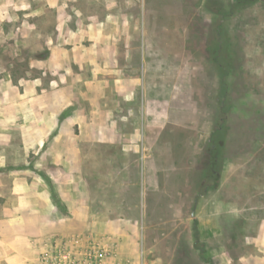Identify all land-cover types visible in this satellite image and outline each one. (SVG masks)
<instances>
[{
	"label": "rangeland",
	"instance_id": "obj_1",
	"mask_svg": "<svg viewBox=\"0 0 264 264\" xmlns=\"http://www.w3.org/2000/svg\"><path fill=\"white\" fill-rule=\"evenodd\" d=\"M11 1L15 4L3 8L4 14L10 13V18L16 20L12 30H17L26 19L44 37H54L57 18L65 17L67 0H59L62 5L59 11L46 9L42 1ZM21 1L28 4V10L23 11ZM236 1L73 0L70 3L73 8L69 5L66 13L72 27H77L79 22L86 25L90 17L99 20L109 17L104 30L117 34L114 43L119 52L118 64L127 67L124 76L137 73L142 84L143 79L144 84H157L164 76L171 77L172 85L180 80L190 84L186 95L192 99L196 117L194 124H189L192 133L185 134L180 131L185 128L171 126L163 134L161 147L165 151L156 154L158 166L169 167L173 158L175 169L159 171V192H146L134 156H116L112 164L92 157L90 170L66 175L54 169L50 159L46 160L49 169L35 170L37 161L31 155L27 165L31 177L25 179L32 192L42 193L44 215L54 210L59 214L54 219L60 227L55 241L50 235V218H43L46 230L43 244L57 246L54 252H44L46 259L56 258V264H225V257L229 256L231 264H241L239 259L252 253L250 246L243 245L244 237L254 235L264 222V4L237 11L231 8ZM5 2L0 0V4ZM24 12L30 17H24ZM35 13L43 14L35 17ZM218 39L221 50L228 52L229 57L232 138L226 143L217 189L203 195L202 185L211 186L214 181L206 167L204 152L219 111V70L212 61ZM20 44L24 48L23 58L28 62L35 41L28 38ZM18 64L23 68V63ZM166 148L174 156H166ZM8 157L11 169L7 163L0 170L5 181L9 180L8 176L23 174L12 169L22 164L20 157L15 153ZM127 165L131 167L126 168ZM224 165L229 176L221 187ZM204 170L205 179L201 177ZM67 178L75 185L66 184ZM8 182L10 186L6 184L1 189L3 195L13 194L12 179ZM82 182H86L84 187ZM21 194L17 188L16 197ZM31 203L29 210H21L19 198L12 201L10 234L4 237L10 239L11 246H22L19 238L24 236L19 233L24 226L34 231L33 199ZM231 210L236 213L234 217L224 215L220 222V229L224 230L220 245L201 240L200 234L196 242L195 223L197 230L200 220L209 225L211 211L224 214ZM3 214L0 211V219ZM21 214L26 216L21 218ZM66 216L71 218L68 223ZM72 225L74 230L70 233ZM66 229L68 234L61 233ZM28 237L30 245L35 246L34 235Z\"/></svg>",
	"mask_w": 264,
	"mask_h": 264
},
{
	"label": "crops",
	"instance_id": "obj_2",
	"mask_svg": "<svg viewBox=\"0 0 264 264\" xmlns=\"http://www.w3.org/2000/svg\"><path fill=\"white\" fill-rule=\"evenodd\" d=\"M30 1H42L50 11H59L62 6L59 0ZM72 1L65 2V17L57 18L54 37H44L26 19L17 30H12L16 20L11 19L8 12L4 14L3 7L15 2L6 0L0 4V170H4L7 163L11 169L7 156L15 153L22 164L12 169L23 173L8 176V181L12 179L13 194H2L1 189L10 183L0 177V211L4 213L0 219V264L57 262L56 258L44 257L45 251L54 252L57 246L43 244V234H46L43 218H50V235L55 241L60 227L54 219L59 214L54 210L44 215L42 193L32 192L26 181L30 176L31 169L27 165L31 155L37 161L35 170L49 169L46 160L50 159L53 168L66 175L90 170L92 157L112 164L116 156H134L136 164L140 165L146 192H159V171L175 169L173 158L169 167L158 166L156 154L165 151L161 147L164 132L172 126L185 128L180 130L185 134L192 133L193 127L189 124H194L196 110L192 99L186 95L190 84L180 80L172 85L170 76L162 77V82L157 84H144L143 79L142 84L137 73L124 76L127 67L118 64L119 52L114 43L117 34L104 30L109 17L102 20L90 17L86 25L79 22L77 27H72L68 23V11L66 13L69 5L73 8ZM20 4L23 11L29 9L26 2ZM23 16L30 17L25 12ZM28 38L34 39L35 45L27 62L20 43ZM18 63H23V68ZM174 116L180 119L175 120ZM166 149V156H174L170 148ZM226 170L224 165L221 187L229 176ZM51 181L57 187L56 180ZM85 183L82 182L83 187ZM66 184L73 186L75 182L67 178ZM17 188L22 192L17 196L21 210H29L33 199L34 231L24 226L19 233L24 236L19 238L22 246H11L10 239L5 238L10 234V210L13 199L17 198ZM235 214L234 210L224 214L211 211L208 226L201 220L198 222L201 240L220 245L224 232L220 229L221 219ZM65 218L67 223L71 219ZM70 229L72 233L74 226ZM64 231L69 233L68 229L61 233ZM30 235H34L35 246L30 245ZM243 245L250 246L252 253L243 255L239 259L241 264H264V222L254 235L244 237ZM224 263L231 264V258L226 256Z\"/></svg>",
	"mask_w": 264,
	"mask_h": 264
},
{
	"label": "trees",
	"instance_id": "obj_3",
	"mask_svg": "<svg viewBox=\"0 0 264 264\" xmlns=\"http://www.w3.org/2000/svg\"><path fill=\"white\" fill-rule=\"evenodd\" d=\"M255 4H264V0H237L231 5V8H235L237 11L243 10L249 6ZM223 35H221L222 37ZM220 40L217 41V52L215 50L216 56L212 58L214 65L219 70L220 88L218 91V114L216 126L206 144V149L204 152V157L207 162L206 167L211 172L214 179L211 186L208 184L202 185L203 195L210 191H215L219 185V178L221 169L223 166L224 159L226 157V143L231 140L232 136L230 134V122L232 118V106L230 104V86L228 82L229 78V57L228 52L221 50ZM215 47V45H214ZM216 167L218 169L216 170ZM205 171L201 173V177L205 179ZM195 227V240H198V233Z\"/></svg>",
	"mask_w": 264,
	"mask_h": 264
}]
</instances>
